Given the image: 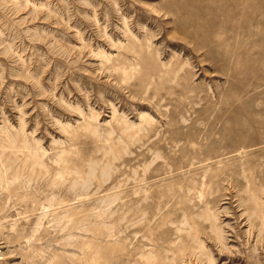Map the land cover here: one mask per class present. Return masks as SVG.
<instances>
[{"label": "rangeland", "instance_id": "obj_1", "mask_svg": "<svg viewBox=\"0 0 264 264\" xmlns=\"http://www.w3.org/2000/svg\"><path fill=\"white\" fill-rule=\"evenodd\" d=\"M239 116L264 0H0V264H264V177L175 169Z\"/></svg>", "mask_w": 264, "mask_h": 264}, {"label": "bare ground", "instance_id": "obj_2", "mask_svg": "<svg viewBox=\"0 0 264 264\" xmlns=\"http://www.w3.org/2000/svg\"><path fill=\"white\" fill-rule=\"evenodd\" d=\"M242 105H241V107H242ZM239 118L241 120L237 119L239 121V125L237 127L228 128L225 125L214 126L213 129L211 130V132H209V133L206 132V135H204L205 137H202L203 136L202 134L201 135H199V134L195 135L194 134V135L187 137V139H185L186 142L181 144V146H180V151L182 153L185 152L186 154H188L187 160H182L181 163H179V165L175 164L176 168L175 167L174 168L176 170L187 169V171H189L188 175L191 176L190 180H191V182H193L192 178H194V176L195 177L197 176V175H195V170H196L195 165H197V163L205 164L207 167L208 165H211V163L214 161L218 162V163H222L225 160H227V161L231 160V162H232L231 165H227L225 167H221V168H218L216 170V172L218 173L219 176L220 175L226 176L227 182L230 185L236 184L237 174L242 176L248 183L252 182L251 179L255 176L264 177V169H262V168H264V131H261L262 129H264V117H258V116L252 117L251 116L250 118H248V116H247V117L243 118V117L239 116ZM198 127H199V125H198ZM206 128H207V126H206ZM215 128H218V130H219L218 131V134H219L218 137H216L214 135V133L212 132V131H214ZM197 132L198 131H196V133ZM204 144H206L210 147L205 152L200 147L201 145H204ZM197 145H199V147H197ZM249 156H250V158H248ZM229 164H230V162H229ZM257 165L260 166V168H257L256 167ZM206 167H204V168H206ZM253 181H255V180H253ZM195 182H197V180ZM251 184H253V183H251ZM192 188H193V186H192ZM255 223H254V225H255ZM257 223H259V221H257ZM206 236H208V235L206 234ZM178 237H179V235H178ZM211 245H213V244H211ZM189 257H190V255H189ZM0 260H4V258H0ZM188 260H189V258H188ZM188 264H190V263H188Z\"/></svg>", "mask_w": 264, "mask_h": 264}]
</instances>
